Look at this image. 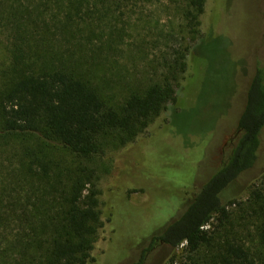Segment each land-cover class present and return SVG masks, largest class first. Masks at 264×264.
Segmentation results:
<instances>
[{
  "label": "trees",
  "instance_id": "1",
  "mask_svg": "<svg viewBox=\"0 0 264 264\" xmlns=\"http://www.w3.org/2000/svg\"><path fill=\"white\" fill-rule=\"evenodd\" d=\"M155 1L160 0H0V33L7 44L0 75V264L91 261L102 227L95 159L108 140H135L169 105L177 112L188 56L205 38L201 16L207 0H169L181 12L182 29L170 28L166 35L175 44L165 42L162 74L114 106L70 56L40 49L54 31L47 9L65 11V21L56 15L53 21L79 27L96 14V20L109 12L127 16L133 7ZM211 43V58L227 54L223 36ZM224 90L214 95L222 99ZM234 127L239 135L226 160L155 238L172 248L184 243L183 264H264V180L254 184L246 202L227 198L258 160L264 67L249 81ZM236 208L242 210L239 217Z\"/></svg>",
  "mask_w": 264,
  "mask_h": 264
},
{
  "label": "rangeland",
  "instance_id": "2",
  "mask_svg": "<svg viewBox=\"0 0 264 264\" xmlns=\"http://www.w3.org/2000/svg\"><path fill=\"white\" fill-rule=\"evenodd\" d=\"M47 10L54 31L40 49L70 56L114 106L159 79L165 42L175 44L166 35L170 28L182 29L181 12L169 0L137 5L127 16L109 12L96 20V14L95 21L79 27L53 21L54 15L65 21L64 10ZM201 31L205 38L188 56L177 112L172 114L169 105L127 145L108 140L94 161L102 227L88 264L185 262L184 243L172 248L155 238L186 209L234 146L247 85L256 68L264 67V0H207ZM217 36L225 38L227 54L211 58V38ZM3 38L0 33V75L7 63ZM217 88L226 89L222 99L214 95ZM195 105L196 114L190 107ZM183 131L185 136L179 133ZM261 138L257 162L233 184L227 198L246 202L254 184L264 180V129ZM234 213L239 217L242 210Z\"/></svg>",
  "mask_w": 264,
  "mask_h": 264
},
{
  "label": "flooded vegetation",
  "instance_id": "3",
  "mask_svg": "<svg viewBox=\"0 0 264 264\" xmlns=\"http://www.w3.org/2000/svg\"><path fill=\"white\" fill-rule=\"evenodd\" d=\"M236 133H238V135H239V131H236L235 134H236ZM235 134H234V136H233L234 138H236V137L238 136V135L235 136Z\"/></svg>",
  "mask_w": 264,
  "mask_h": 264
},
{
  "label": "water",
  "instance_id": "4",
  "mask_svg": "<svg viewBox=\"0 0 264 264\" xmlns=\"http://www.w3.org/2000/svg\"><path fill=\"white\" fill-rule=\"evenodd\" d=\"M236 135H238V133Z\"/></svg>",
  "mask_w": 264,
  "mask_h": 264
}]
</instances>
